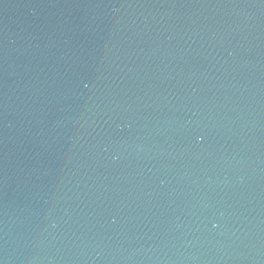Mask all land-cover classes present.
Returning <instances> with one entry per match:
<instances>
[{
    "label": "water",
    "instance_id": "1",
    "mask_svg": "<svg viewBox=\"0 0 264 264\" xmlns=\"http://www.w3.org/2000/svg\"><path fill=\"white\" fill-rule=\"evenodd\" d=\"M0 264H264V0H0Z\"/></svg>",
    "mask_w": 264,
    "mask_h": 264
}]
</instances>
